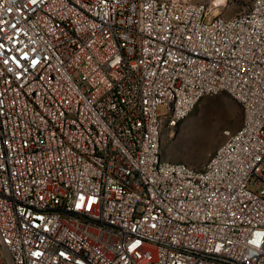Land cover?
Segmentation results:
<instances>
[{
  "label": "built area",
  "instance_id": "obj_1",
  "mask_svg": "<svg viewBox=\"0 0 264 264\" xmlns=\"http://www.w3.org/2000/svg\"><path fill=\"white\" fill-rule=\"evenodd\" d=\"M220 3L0 0V264H264V0ZM222 92L241 128L167 159Z\"/></svg>",
  "mask_w": 264,
  "mask_h": 264
},
{
  "label": "rangeland",
  "instance_id": "obj_2",
  "mask_svg": "<svg viewBox=\"0 0 264 264\" xmlns=\"http://www.w3.org/2000/svg\"><path fill=\"white\" fill-rule=\"evenodd\" d=\"M214 4L222 0H198ZM254 0H223L215 7L222 15L233 16L247 11ZM165 112V107L160 108ZM242 104L227 92L206 96L200 100L192 114L180 125L163 127L164 155L173 161L201 168L217 148L243 123Z\"/></svg>",
  "mask_w": 264,
  "mask_h": 264
}]
</instances>
